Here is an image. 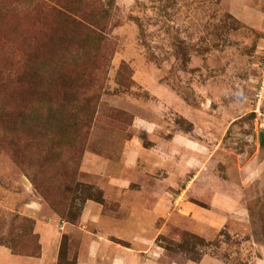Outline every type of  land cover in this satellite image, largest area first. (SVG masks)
<instances>
[{
  "label": "rangeland",
  "instance_id": "1",
  "mask_svg": "<svg viewBox=\"0 0 264 264\" xmlns=\"http://www.w3.org/2000/svg\"><path fill=\"white\" fill-rule=\"evenodd\" d=\"M133 136L173 138L197 175L183 198L204 220L157 225L154 264H264V0H0V245L38 255L54 215L75 264L72 225L116 208L88 161Z\"/></svg>",
  "mask_w": 264,
  "mask_h": 264
},
{
  "label": "crops",
  "instance_id": "2",
  "mask_svg": "<svg viewBox=\"0 0 264 264\" xmlns=\"http://www.w3.org/2000/svg\"><path fill=\"white\" fill-rule=\"evenodd\" d=\"M138 126V135H148L152 128L146 121ZM139 143L136 136L126 140L118 160L91 155L88 163L104 176L105 197L116 202V208L105 211L91 203L80 215V224L72 225L80 245L76 264H142V254L148 256L144 264H154L157 225L188 218L204 220L201 209L184 201L197 175L186 178L191 168L185 166L182 157L172 153L176 151L173 138L150 149L142 148ZM178 150L185 152L187 149L178 147ZM203 156L197 152L194 159L200 162ZM213 194V204L231 199L223 197L218 189ZM178 199L182 202L180 206L176 205ZM29 206L31 203L25 207L29 216H44L39 206L32 209ZM48 218L35 223L34 232L40 244L38 255L17 254L0 245V264H57L62 240L59 230L72 229L65 222L59 224V229L54 225L56 217Z\"/></svg>",
  "mask_w": 264,
  "mask_h": 264
},
{
  "label": "trees",
  "instance_id": "3",
  "mask_svg": "<svg viewBox=\"0 0 264 264\" xmlns=\"http://www.w3.org/2000/svg\"><path fill=\"white\" fill-rule=\"evenodd\" d=\"M67 186H68V189H67V193H71V191L73 192V188H74V185H73V183L72 182H69L68 184H66ZM71 206H72V203H71ZM71 209V208H70ZM68 210V212L66 213V215L65 216H69L70 217V215H72V213L70 212V211H72V210ZM68 217V218H69ZM71 220V219H70ZM28 255V254H27ZM75 264H76V261L74 262ZM58 264V263H57Z\"/></svg>",
  "mask_w": 264,
  "mask_h": 264
},
{
  "label": "water",
  "instance_id": "4",
  "mask_svg": "<svg viewBox=\"0 0 264 264\" xmlns=\"http://www.w3.org/2000/svg\"><path fill=\"white\" fill-rule=\"evenodd\" d=\"M260 141H261V142L263 141V137H262V134H260Z\"/></svg>",
  "mask_w": 264,
  "mask_h": 264
}]
</instances>
